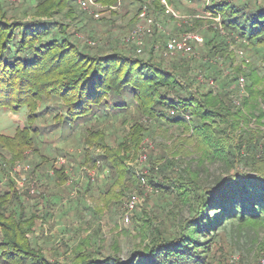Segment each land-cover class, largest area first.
<instances>
[{
	"label": "trees",
	"instance_id": "trees-1",
	"mask_svg": "<svg viewBox=\"0 0 264 264\" xmlns=\"http://www.w3.org/2000/svg\"><path fill=\"white\" fill-rule=\"evenodd\" d=\"M77 1L33 0L30 10L23 12L32 17L18 20L0 0V109L29 110L23 128H16L12 137L0 135V156L11 152L12 160L20 161L32 147L33 164L41 177L49 181L46 171L53 170V181L65 182L64 168H57L37 147L42 131L35 122V107L51 99L61 111L56 119L66 131L62 135L87 125L82 163L101 164L112 180L100 199L103 209L119 202L123 188L116 189L133 180L125 165V143L136 150L150 128L185 133L182 141L195 149L198 167L190 166L181 155L183 148H178L176 159L155 171L164 173V182L151 178L147 182L164 201L173 196L169 198L172 207L187 205L190 215L179 219L176 212H166L167 224L159 221L160 227L152 224V218L144 219L139 225L141 244L126 261L114 255L94 257L89 250L91 237L82 238L68 264H215L206 254L218 230L264 229V0H207V6L201 0L204 10L219 15L222 34L219 30L204 32L202 44L193 49L201 47L199 53L206 50L208 58L222 57L228 66L234 60L230 44L239 43L263 55V63L251 62L247 70L228 75L214 60L196 64L179 57L165 64L153 55L142 59L80 47L67 27L54 19L64 16L75 21ZM122 1L126 11L132 7L137 17L143 0L137 4ZM166 1L168 5L176 2ZM95 2L117 5V0ZM149 4V14L166 15L160 0H149ZM80 15L88 18L81 10ZM198 75H202L200 82ZM115 141L120 143L114 146ZM217 163L226 173L206 183L203 172L208 164ZM6 170V161L0 159V177H5ZM49 207L44 215L50 214ZM35 216L27 217L15 192L8 189L0 194V264H47L43 248L32 246L26 237L33 231ZM112 248L117 252L116 243Z\"/></svg>",
	"mask_w": 264,
	"mask_h": 264
},
{
	"label": "rangeland",
	"instance_id": "rangeland-1",
	"mask_svg": "<svg viewBox=\"0 0 264 264\" xmlns=\"http://www.w3.org/2000/svg\"><path fill=\"white\" fill-rule=\"evenodd\" d=\"M32 1L3 0L6 7L12 11L10 16L18 20L32 17V13L23 14L25 10H30L29 5L32 4ZM178 1L184 2V4H178ZM133 2L139 3L137 0H133ZM176 2L178 3L175 7L170 4L169 7L173 9L177 17L168 14L158 16L148 13L162 28L161 31H154L152 37H143L140 47L125 41L138 21L133 8L129 7L130 11L127 12V4L122 0H117L115 6L97 3L92 10L93 14H89L88 18L81 15L78 17V12L81 10L78 9V5L77 13L73 15L76 17L75 21H69L64 16H55L54 19L59 20L67 27V31L73 34L72 40L80 47L95 53L123 52L142 59L153 55L165 64L179 57L196 64L201 63V60H209V62L214 60L222 73L226 75L239 69L247 70V66L251 62L263 63L261 52L256 54L239 43L230 44L229 51L234 55L231 66L225 64L222 57L208 58L206 50L200 54L201 47L198 46L193 49L191 55L171 57L163 55L164 43L170 37L178 38L184 33H196L202 36L204 32L208 31L219 30L220 32L218 23L213 19L203 18L205 15L203 1L177 0ZM142 5L149 7V0H143ZM94 14L99 15L98 19L94 18ZM197 16L202 17L197 18ZM220 34L222 33L220 32ZM197 80L202 81V75H198ZM53 102L46 98L44 101H39L35 107L37 113L35 122L42 131L37 147L45 156L54 161L53 164L57 168H64L65 182L53 181L54 175L51 174L53 170L46 171V174L51 176L49 181L43 176L41 177V173L35 169L33 164L36 158L33 156L32 147L23 153V156L26 157L20 161L12 160L14 154L11 152L2 153L0 156V159L5 160L7 165L5 177H0V194L4 190L10 189L18 194L19 199L23 202L27 217L36 213L33 231L28 232L26 237L32 246L43 248L47 264L70 263L73 249L82 238L89 236L91 237L89 250L94 257L104 259L108 255H114L116 258L126 261L132 257L134 250L141 244L139 225L144 219L147 220L150 217L152 224L160 227L159 221L166 223V220L163 219L166 212L167 215L172 211L176 212L179 219L190 215V209L185 204H180L178 207L171 206L170 199L172 200L173 196L164 201L158 196V193L143 192L138 182L140 174H144L146 179L151 178L158 183L164 182V173H155V171L160 169L162 164L173 162L176 159L175 153L178 148H183L181 155L190 166L198 167L195 149L182 141L186 136L185 133L172 128H150L149 134L142 138L136 150L131 149L128 143H125L127 145V149L123 150L127 154L125 165L132 171L133 180L116 189L118 192L123 188L124 195L119 202H114L103 213V204L100 199L105 192V186L110 185L112 180L109 176L104 177L105 169L94 170L88 164L82 163L83 139L86 136L84 127L87 129V125H81L69 131V136L62 135L66 131L61 128L58 119H56V115L61 111ZM28 115L27 108L14 111L0 109V135L12 137L16 128L24 127ZM249 126L253 127L254 124L250 123ZM122 134L125 136V132ZM262 136L264 140V127H262ZM118 143L120 141H115L113 145L116 146ZM71 154H75L77 157L72 159ZM206 169V173L202 174L203 181L206 183H212L216 177L224 175L227 171L219 163L208 164ZM9 180L12 181L11 184ZM43 187L47 189L44 191ZM43 191L45 200L41 198ZM132 193L142 196L140 206L143 209L139 206L140 208L138 207L139 209L137 208L132 216L130 225L125 226L122 223L121 212L124 202ZM48 201L49 205H47ZM48 207L50 214L44 215V209H48ZM135 218L137 223L133 221ZM217 234L218 236L206 254L207 260H212L215 264H227L232 257H236L238 259L236 264H258L259 260L264 259L263 228L258 231L245 228L238 232L235 228L226 227L221 231L218 230ZM35 238H38L37 241ZM113 243L117 244V252L112 248ZM63 245H67L66 249L63 248ZM262 245L263 247H261Z\"/></svg>",
	"mask_w": 264,
	"mask_h": 264
},
{
	"label": "built area",
	"instance_id": "built-area-1",
	"mask_svg": "<svg viewBox=\"0 0 264 264\" xmlns=\"http://www.w3.org/2000/svg\"><path fill=\"white\" fill-rule=\"evenodd\" d=\"M162 5L165 8V14L173 15L177 17L173 9L169 7L166 0H160ZM229 1V0H227ZM77 4L79 5V8L87 12L88 15H92L93 8L96 7L97 2L95 0H78ZM206 6L208 4V1L206 0ZM204 16L203 18H209L213 19L216 23L219 24L220 27V17L219 15H214L210 10H204ZM99 15L94 14V18L98 19ZM202 16H197V18H200ZM137 25L135 26L134 30L130 33V35L125 39L126 42H129L131 44L136 45L137 47H140L142 45V38L146 36H151L154 31H161V25L155 21L153 17H150L148 14V6L142 5L141 9L139 10V13L137 14ZM203 42V39L200 35L196 33H184L178 38L176 37H170L164 47L162 54L165 56H174L177 54L180 55H191L193 53V46L194 45H201ZM239 89H240V95L244 94V81L242 78L239 79ZM208 85L210 87H213V82L209 81ZM157 170V169H156ZM138 182L140 185V189L145 193H158V190L154 188L152 185H150L147 182V179L145 178L144 174L138 175ZM142 196L138 193H132L130 196L126 199V201L123 204V209L121 212V219L122 223L125 226H129L132 220V216L135 212V210L140 206L142 203ZM236 257H232V259L229 261V264H236L237 262ZM258 264H264V259L259 260Z\"/></svg>",
	"mask_w": 264,
	"mask_h": 264
},
{
	"label": "crops",
	"instance_id": "crops-1",
	"mask_svg": "<svg viewBox=\"0 0 264 264\" xmlns=\"http://www.w3.org/2000/svg\"><path fill=\"white\" fill-rule=\"evenodd\" d=\"M177 1V0H176ZM179 2V3H178ZM178 2H174V3H172V6H176L177 4L176 3H178V4H184V2H180V1H178ZM89 167H91V168H94V170L96 169V170H98V169H105V172H103L104 173V177H106V176H108V170L106 169V168H104V167H102L101 166V164L99 165V164H97L95 167H92L90 164L88 165ZM107 172V173H106ZM52 175H53V172L51 173ZM105 174H107V175H105ZM103 176V175H102ZM51 177V176H50ZM106 209L107 208H103L102 209V211H103V213H104V211H106Z\"/></svg>",
	"mask_w": 264,
	"mask_h": 264
}]
</instances>
